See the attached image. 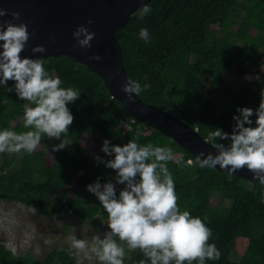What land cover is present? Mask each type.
I'll return each mask as SVG.
<instances>
[{
    "label": "trees",
    "instance_id": "trees-1",
    "mask_svg": "<svg viewBox=\"0 0 264 264\" xmlns=\"http://www.w3.org/2000/svg\"><path fill=\"white\" fill-rule=\"evenodd\" d=\"M145 4L151 12L139 19L138 10ZM145 4L119 29L130 80L142 88L150 85L139 96L178 115L206 138L216 128L231 133L238 108L253 109L250 119L255 127V110L264 91V0H149ZM142 28L148 30L147 41L140 38ZM44 60L45 71L58 76L61 87L80 92L67 105L73 122L61 139L69 143L52 152L60 140L42 135L33 153L4 154L0 198L30 205L43 216L70 213L77 220L99 223L107 220V213L87 186L98 178L101 184L112 182L116 176L103 162L108 157L102 151L103 141L120 146L129 140L141 146L151 143L171 148L181 159L179 165L167 162L178 207L205 223L212 233L208 243L221 253L219 259H206L204 264H264V185L218 168H200L197 157L175 140L135 120L88 66L62 55ZM247 72L261 79H244ZM204 78L212 88L207 97L201 94ZM15 83L0 85V130L22 133L32 130L24 128L23 122L24 107L30 102L18 97ZM90 127H96L100 137L90 136ZM189 159L191 166L186 163ZM124 187H115L117 197ZM123 245L130 255L127 264H150L139 249ZM0 264L86 263L62 246L39 257L32 250L13 252L0 241Z\"/></svg>",
    "mask_w": 264,
    "mask_h": 264
},
{
    "label": "clouds",
    "instance_id": "clouds-1",
    "mask_svg": "<svg viewBox=\"0 0 264 264\" xmlns=\"http://www.w3.org/2000/svg\"><path fill=\"white\" fill-rule=\"evenodd\" d=\"M150 12V6L145 4L139 8L138 18L143 19ZM5 15L19 20L21 13L0 7V17ZM91 23L89 20L88 24ZM0 29V85H6L9 80L16 82L14 90L18 97L30 102L24 107V128L32 129L22 133L0 130V153L24 150L31 154L41 143L42 135L60 140L59 144L52 146V152L65 148L69 142L61 137L73 122L67 105L75 102L80 92L72 87H61L60 78L45 71L44 58L21 57L30 39L26 23L3 21L0 22ZM72 35L79 47H92L90 42L95 34L83 24L78 25ZM139 35L145 41L149 39L147 29L142 28ZM31 51L43 53L46 48L36 45ZM89 59L99 61L101 56L93 53ZM149 87V84H144L142 88L137 81L128 80L122 91L127 94L129 102H133V94L139 96ZM7 91L13 89L8 88ZM237 111L239 115L233 116L236 123L231 133L216 128L208 134L206 142L217 149V153L213 155L208 152L205 155L201 151L197 162L200 168H217L219 165L232 174L246 167L264 185V91L255 110V127L250 119L253 109L243 107ZM224 140L230 142L227 145L219 142ZM102 151L108 156L114 154V158L103 162L106 167L115 170L116 183L125 187L117 197L111 181L102 185L98 178L87 186L106 211L110 231L104 233L103 238L100 234H94L91 241L73 235L70 237L72 248L83 252L88 259L94 255L101 264H123L125 251L114 239L118 237L126 242L129 249H139L150 264H193V261L204 264L206 259L220 258L221 253L216 245L208 243L211 230L200 218L178 207L167 162L175 161L179 165L181 159L174 156L171 148L151 143L141 146L135 140H129L123 146L111 145L105 139ZM95 159L101 161L98 156ZM186 163L191 166L193 161L189 159ZM140 264L145 262L141 261Z\"/></svg>",
    "mask_w": 264,
    "mask_h": 264
},
{
    "label": "water",
    "instance_id": "water-1",
    "mask_svg": "<svg viewBox=\"0 0 264 264\" xmlns=\"http://www.w3.org/2000/svg\"><path fill=\"white\" fill-rule=\"evenodd\" d=\"M148 1L0 0V7L10 12L21 13L19 20L13 19L11 15H5L0 17V22L11 21L17 24L24 22L28 25L30 39L25 50L20 54L22 58L27 56L35 59L62 55L85 64L103 79L111 96L117 98L135 120L159 129L196 157L201 151L205 155L208 152L215 155L217 149L206 142L207 138L198 131L197 127L135 94H133V102H129L127 94L122 91L123 85L130 78L123 61L119 29L132 13ZM89 20L92 21L91 24H88ZM81 24L95 34L90 42L92 45L90 49L79 47L72 35ZM36 45H44L46 51L33 53L31 48ZM93 53L99 54L101 60H90L89 56ZM216 167L227 171L221 169L219 165ZM233 174L259 181L246 167Z\"/></svg>",
    "mask_w": 264,
    "mask_h": 264
},
{
    "label": "rangeland",
    "instance_id": "rangeland-1",
    "mask_svg": "<svg viewBox=\"0 0 264 264\" xmlns=\"http://www.w3.org/2000/svg\"><path fill=\"white\" fill-rule=\"evenodd\" d=\"M225 77L229 78L228 75H225ZM243 78L261 79L258 75L248 72L244 74ZM211 90L210 80L204 78L201 85V94L207 97L210 95ZM87 132L92 137H100V132L96 127H90ZM108 141L113 145L112 141ZM4 154L10 157L12 153H0V163ZM108 159H112V156H108ZM107 169L110 173L115 172L111 168L107 167ZM112 183L115 187L119 186L115 178ZM106 221L105 219L100 220L99 223L80 221L70 213L52 217L43 216L30 205L20 201L0 198V241L11 247L15 252L32 250L39 257H43L52 248L62 246L86 264H101L94 255L91 259H88L83 252H78L72 248L70 237L75 235L78 239L91 241L94 234H100L103 238L104 233L110 231ZM114 239L118 245L124 248L123 242L118 237H114ZM124 251L123 264H127L126 260L130 258V255L127 250L124 249ZM235 257L237 256L235 255Z\"/></svg>",
    "mask_w": 264,
    "mask_h": 264
}]
</instances>
